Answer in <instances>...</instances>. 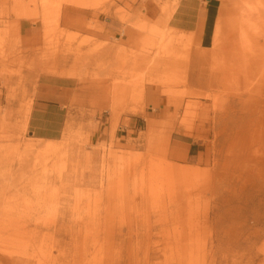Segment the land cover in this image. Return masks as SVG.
Wrapping results in <instances>:
<instances>
[{"label": "rangeland", "instance_id": "1", "mask_svg": "<svg viewBox=\"0 0 264 264\" xmlns=\"http://www.w3.org/2000/svg\"><path fill=\"white\" fill-rule=\"evenodd\" d=\"M179 1L0 0V264H264V0L201 44ZM44 75L74 88L52 140Z\"/></svg>", "mask_w": 264, "mask_h": 264}, {"label": "crops", "instance_id": "2", "mask_svg": "<svg viewBox=\"0 0 264 264\" xmlns=\"http://www.w3.org/2000/svg\"><path fill=\"white\" fill-rule=\"evenodd\" d=\"M216 7V0H180L169 24L182 31L195 32L201 29V44L205 40L208 23L213 21L214 24L216 20H213ZM71 10L77 13L81 11L77 8ZM64 22L62 19V23ZM19 32L23 39L30 42L42 39V29L38 23L23 25ZM65 83L71 82L47 75L40 77L27 122L28 132L33 136L51 140L61 137L67 115L65 108L70 104L74 92V88ZM155 94L151 89L147 95L151 98V103H157L160 109L162 100Z\"/></svg>", "mask_w": 264, "mask_h": 264}, {"label": "bare ground", "instance_id": "3", "mask_svg": "<svg viewBox=\"0 0 264 264\" xmlns=\"http://www.w3.org/2000/svg\"><path fill=\"white\" fill-rule=\"evenodd\" d=\"M151 82H153V80H151ZM151 84H154L156 86V89L159 88V86H160L159 83H158V81H154ZM192 94L193 93H191V95ZM137 95H138V98L140 97L142 99V101H144L143 100V97H144V87H143V85L138 86L137 91H136V96ZM130 111H131V113H138L139 111H143V110L138 109L137 106L135 105V106H132L131 107Z\"/></svg>", "mask_w": 264, "mask_h": 264}]
</instances>
